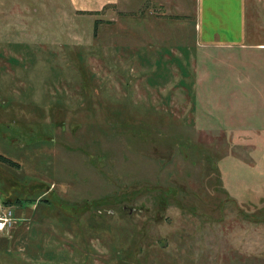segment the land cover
I'll return each mask as SVG.
<instances>
[{
	"label": "rangeland",
	"instance_id": "1",
	"mask_svg": "<svg viewBox=\"0 0 264 264\" xmlns=\"http://www.w3.org/2000/svg\"><path fill=\"white\" fill-rule=\"evenodd\" d=\"M132 5L0 0V264H264V50Z\"/></svg>",
	"mask_w": 264,
	"mask_h": 264
},
{
	"label": "crops",
	"instance_id": "2",
	"mask_svg": "<svg viewBox=\"0 0 264 264\" xmlns=\"http://www.w3.org/2000/svg\"><path fill=\"white\" fill-rule=\"evenodd\" d=\"M83 9L100 11L105 6H115L120 0H71ZM132 10L142 4L157 15L177 21L175 27L169 22L152 23L148 29L153 45L183 46L226 51V49L258 47L264 50V40L246 41L250 34L247 23L246 2L248 0H130ZM264 14V0H254ZM261 18V17H260ZM251 28L253 33H264V17ZM264 70V61H260Z\"/></svg>",
	"mask_w": 264,
	"mask_h": 264
},
{
	"label": "built area",
	"instance_id": "3",
	"mask_svg": "<svg viewBox=\"0 0 264 264\" xmlns=\"http://www.w3.org/2000/svg\"><path fill=\"white\" fill-rule=\"evenodd\" d=\"M11 211L7 209H0V231L12 224Z\"/></svg>",
	"mask_w": 264,
	"mask_h": 264
},
{
	"label": "trees",
	"instance_id": "4",
	"mask_svg": "<svg viewBox=\"0 0 264 264\" xmlns=\"http://www.w3.org/2000/svg\"><path fill=\"white\" fill-rule=\"evenodd\" d=\"M0 160H1V161H4V162H7V163H9V164H13V162H11L10 160H8L7 158H4V157H2V156H0Z\"/></svg>",
	"mask_w": 264,
	"mask_h": 264
}]
</instances>
